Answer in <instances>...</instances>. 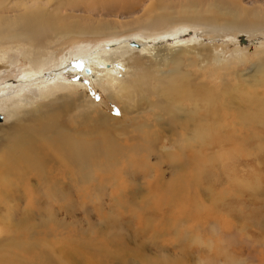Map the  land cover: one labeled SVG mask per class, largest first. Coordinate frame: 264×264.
Returning a JSON list of instances; mask_svg holds the SVG:
<instances>
[{
	"label": "bare ground",
	"instance_id": "bare-ground-1",
	"mask_svg": "<svg viewBox=\"0 0 264 264\" xmlns=\"http://www.w3.org/2000/svg\"><path fill=\"white\" fill-rule=\"evenodd\" d=\"M136 6H142V11L129 14L130 18L97 16L125 13ZM78 11L84 15L75 13ZM263 20L261 9L247 12L231 0H52L51 4L50 0H0V69L5 67L4 47L9 44L23 45L27 55L19 78L0 85V114L6 122H0V187L20 181L26 171L47 168L49 152L62 160L52 178L46 180L38 174L42 185L48 187L44 197L50 199L68 197L69 187L77 197L82 183H109L122 175L121 179L135 181L130 176L135 174L132 166L140 164L146 170L144 176L150 175L148 190L151 183L156 189L151 193L160 196L157 206H164L158 207L159 215L163 216L168 206L169 215L179 212L176 207L187 202L182 192L187 180L177 175L164 183L160 164L190 154L197 160L192 151L200 153L210 145L222 148L226 141L251 128L244 119L250 109L256 110L264 133V100L256 86L249 87L245 102L231 91L233 85L245 80V73L238 68L247 61L242 52L236 49L225 57L221 54L223 44L204 43L195 36L181 39L180 27L167 31L166 26L181 23V27L207 26L224 33L253 32L261 30ZM129 29L141 31L136 41L108 43ZM90 35L107 42L100 41L91 52H76L79 57L69 66L51 54L52 47L71 37ZM257 63L264 67V55ZM204 74L209 78L206 83L202 82ZM84 77L102 89L105 99L96 103L89 98ZM30 88L36 95L28 92ZM135 111L142 113L137 116ZM191 122L197 138L194 147L186 137ZM163 138H168V149L160 148ZM174 152L176 156H172ZM150 156L155 159L151 164ZM4 164L12 166L5 168ZM199 178L194 168L189 182L196 184ZM32 192L37 193V188ZM146 219L142 217L144 222Z\"/></svg>",
	"mask_w": 264,
	"mask_h": 264
},
{
	"label": "rangeland",
	"instance_id": "rangeland-1",
	"mask_svg": "<svg viewBox=\"0 0 264 264\" xmlns=\"http://www.w3.org/2000/svg\"><path fill=\"white\" fill-rule=\"evenodd\" d=\"M231 1H237L247 12L264 11V0ZM129 9L125 13L118 11L97 16L112 19L120 14L119 18L126 19L131 17L129 14L140 13L142 6ZM75 13L84 15L81 11ZM178 24H169L165 30L172 31L171 27L178 26L181 39L195 36L202 38L204 43L223 44L221 54L225 57L236 49L242 52L247 61L238 68L245 73L242 76L245 80L233 85L231 91L245 102L249 87L256 86L264 100V87L261 86L264 67L259 68L257 63L264 55V26L253 32L234 30L224 33L207 26L183 24L181 27ZM140 34L141 31L129 29L108 43L127 40L131 44ZM102 40L104 38L95 35L71 37L52 47L51 54L69 66L79 57L76 56L78 52L94 51ZM23 47L14 42L4 47L7 57L3 62L5 67L0 69V85L19 78L21 69L27 64ZM196 69L200 71L199 67ZM44 72L47 74L48 71ZM65 75L78 79V76ZM203 77L202 82L206 83L209 78L206 74ZM83 80L87 82L90 99L96 103L105 99L102 89L91 85L85 77ZM28 92L36 95L34 88ZM113 110L116 111L114 107ZM141 113L134 112L137 116ZM119 115L115 112V116ZM0 116V122L6 123L4 115ZM244 119L251 128L226 141L222 148L210 145L200 153L192 151L197 160L190 154L185 159L178 157L169 162L166 159L160 164L163 182L177 175L187 180L182 184L185 186L183 198L187 202L182 208L176 207L179 212L170 215L167 204V211H163V216L159 215L157 201L160 196L151 193L156 190L151 183L148 190L146 183L150 175L144 176L146 170L140 164L135 168L132 166L135 174L130 176L135 181L121 179L122 175L120 180L109 183L101 180L82 183L77 197L71 192L72 187H69L67 199L44 197L48 187L42 185L43 180L38 174L46 176V180L52 178L62 162L57 153L49 152L47 168L39 172L26 171L20 181L13 180L15 186L0 187V264H171L175 260L178 264H264V133L259 129L255 109H250ZM68 123H73L71 117ZM262 126L264 128V123ZM188 127L187 142L194 147L197 138L193 123ZM164 134L167 137L169 133L164 130ZM162 145L160 148L168 149V138L162 139ZM216 153L227 155L216 156ZM176 155L177 152L172 153V156ZM209 155H212L210 160ZM150 157L151 164L155 159ZM4 165L5 168L12 166ZM194 168L203 178L196 184L189 182ZM125 171L126 168L122 174ZM36 188L37 193H33ZM160 205L159 209H164ZM142 217L147 218L146 222Z\"/></svg>",
	"mask_w": 264,
	"mask_h": 264
}]
</instances>
